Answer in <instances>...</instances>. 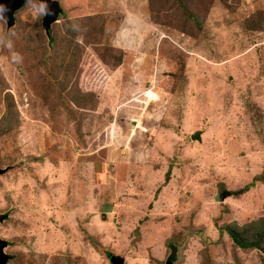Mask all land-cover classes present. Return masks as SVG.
Returning <instances> with one entry per match:
<instances>
[{
  "label": "rangeland",
  "instance_id": "1",
  "mask_svg": "<svg viewBox=\"0 0 264 264\" xmlns=\"http://www.w3.org/2000/svg\"><path fill=\"white\" fill-rule=\"evenodd\" d=\"M250 3L61 0L50 43L34 0L0 20L7 264H169L184 233L180 264H264L218 229L264 218V0ZM83 22L99 32L82 42Z\"/></svg>",
  "mask_w": 264,
  "mask_h": 264
},
{
  "label": "trees",
  "instance_id": "2",
  "mask_svg": "<svg viewBox=\"0 0 264 264\" xmlns=\"http://www.w3.org/2000/svg\"><path fill=\"white\" fill-rule=\"evenodd\" d=\"M182 15L186 16L188 20L192 19V16L188 11L183 13ZM253 24H252V27H254V29H258V28L261 29L263 27V26L260 27L257 21L254 22ZM244 26L246 28H249V23L244 22ZM87 29L88 31H90L91 34H93L94 32H97L99 30V27L98 26H91V27L87 26ZM66 30H69V29L66 28ZM87 37H89V35H85L83 40ZM6 128L8 129L7 126ZM258 176L259 177H253L252 182L258 183L261 181L262 183H264V173ZM252 182L249 185L245 186V188L241 189V193L248 191L249 188L250 189L253 188L254 183ZM218 229L227 235V237L231 240V244L233 245V247H237L239 249H256L261 254L264 255V218L253 219L241 225H238L236 222L232 221L230 223L222 224V226H220ZM170 239L172 238H167L166 244L170 241ZM176 239L177 241L175 243V247L179 248L180 250L176 253L173 247V251H172L173 255H172V259L169 262V264H180L182 262V251L184 248V240L183 238L180 239L179 237H177ZM215 243H217V241ZM104 255L108 257L109 253L105 251ZM150 262L152 264H156V262H153V260H150ZM200 262L201 264H209V256L207 252L204 251L202 253Z\"/></svg>",
  "mask_w": 264,
  "mask_h": 264
},
{
  "label": "water",
  "instance_id": "3",
  "mask_svg": "<svg viewBox=\"0 0 264 264\" xmlns=\"http://www.w3.org/2000/svg\"><path fill=\"white\" fill-rule=\"evenodd\" d=\"M27 1L29 0H0V7L4 8L3 13L5 23V28L9 29L14 25L13 13L20 9ZM37 2L42 10V18L40 21V27L47 39V43H50L51 40V30L50 26L54 23L58 16L62 14V9L59 6V3L56 0H34ZM191 140L200 141L199 132L196 131L190 135ZM8 167L0 169V175L4 174L7 171ZM226 196L225 193H220L215 197L216 201H222ZM7 217L6 214H0V223ZM6 247L5 241L0 239V264H6V262L12 258L5 254L4 249ZM108 264H125V254L113 255L109 254L107 257Z\"/></svg>",
  "mask_w": 264,
  "mask_h": 264
},
{
  "label": "clouds",
  "instance_id": "4",
  "mask_svg": "<svg viewBox=\"0 0 264 264\" xmlns=\"http://www.w3.org/2000/svg\"><path fill=\"white\" fill-rule=\"evenodd\" d=\"M58 3H59V6H60V8L62 9V14L61 15H59L58 16V18H57V20L54 22V23H52L51 25H54V24H58V21H59V19L62 17V16H64L65 15V9H64V7L62 6V4H61V0H56ZM239 1V0H238ZM26 4V3H25ZM39 5V4H38ZM24 6V5H23ZM41 8V7H40ZM19 10V9H18ZM17 10V11H18ZM4 11H5V9L4 8H2V7H0V20L3 22V20H4V15H3V13H4ZM42 11V10H41ZM16 12V11H15ZM14 12V13H15ZM14 13H13V17H14ZM42 15H43V13H42ZM4 23V22H3ZM70 23H68V25H69ZM4 25H5V23H4ZM75 25L76 26H79L78 28H77V30L79 31V32H81V34H82V36H84L85 37V35H90V31H88V29H86V30H82L81 28H80V23H75ZM6 27V26H5ZM51 27V26H50ZM91 27V26H90ZM10 29V28H9ZM50 30H52V29H50ZM67 31H69V30H67ZM52 33V32H51ZM69 33V32H68ZM84 40H82V42H83ZM192 96V95H191ZM193 97V96H192ZM185 99V105H186V98H184ZM184 105V106H185ZM192 105V102H190V104H189V106H191ZM196 132V131H195ZM199 132V131H198ZM194 133V132H193ZM192 133V134H193ZM199 134H200V132H199ZM191 135V134H190ZM199 138H200V135H199ZM189 139H190V136H189ZM191 140V139H190ZM6 168V167H5ZM9 168L10 167H8V169H7V171H9ZM3 169V168H2ZM6 171V172H7ZM6 172L4 173V174H6ZM4 174H1L0 176H2V175H4ZM220 193H225L224 191L223 192H220ZM219 193V194H220ZM218 195V194H217ZM216 195V196H217ZM216 196H214V198H213V200H215V197ZM225 198V197H224ZM223 198V199H224ZM219 202V201H218ZM0 214H4V213H0ZM10 218V216H9V211H7V220ZM4 220H6V218L4 219ZM3 220V221H4ZM2 223V222H1ZM194 233H197V231H195ZM183 240H184V242L186 241V239L188 238V236H187V234L186 233H184V235H183ZM182 238H180V239H182ZM8 255V254H7Z\"/></svg>",
  "mask_w": 264,
  "mask_h": 264
},
{
  "label": "flooded vegetation",
  "instance_id": "5",
  "mask_svg": "<svg viewBox=\"0 0 264 264\" xmlns=\"http://www.w3.org/2000/svg\"><path fill=\"white\" fill-rule=\"evenodd\" d=\"M6 167H7V166H6ZM2 168H5V167L0 166V169H2ZM2 176H3V175H2ZM6 210H7V208H6ZM0 213H1V212H0ZM3 213L7 215V211H5V212H3ZM9 216L12 217V214L9 213ZM6 220H7V217H6ZM6 220H4V221H6ZM6 234H7V232L4 233V232L0 229V239L3 240V241H5V243H6V247H5V249H4V252H5L6 255L8 254V256H11L9 253H7V247H8L11 243H10L9 241H7V236H6ZM2 235H4V236H2ZM11 259H12V258H11ZM11 259H9V260H11ZM9 260H8L7 262H9ZM7 262H6V264H7ZM150 264H152V263L150 262Z\"/></svg>",
  "mask_w": 264,
  "mask_h": 264
},
{
  "label": "crops",
  "instance_id": "6",
  "mask_svg": "<svg viewBox=\"0 0 264 264\" xmlns=\"http://www.w3.org/2000/svg\"><path fill=\"white\" fill-rule=\"evenodd\" d=\"M107 6L109 7H112V3H107ZM123 7H124V5H123ZM140 11H143L141 8H140ZM125 13H126V15H129L126 11H125ZM130 23H132L133 24V22H130ZM80 28L82 29V30H86L87 29V26H91L89 23H87V22H83V23H80ZM128 258H127V253L125 254V263H127L128 261Z\"/></svg>",
  "mask_w": 264,
  "mask_h": 264
},
{
  "label": "built area",
  "instance_id": "7",
  "mask_svg": "<svg viewBox=\"0 0 264 264\" xmlns=\"http://www.w3.org/2000/svg\"><path fill=\"white\" fill-rule=\"evenodd\" d=\"M245 2V3H243V2ZM254 0H251V2H253ZM239 2H240V6L241 7H243V8H248L250 5H251V3H250V0H239Z\"/></svg>",
  "mask_w": 264,
  "mask_h": 264
}]
</instances>
